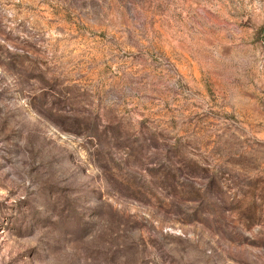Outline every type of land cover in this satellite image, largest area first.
<instances>
[{
  "label": "rangeland",
  "instance_id": "obj_1",
  "mask_svg": "<svg viewBox=\"0 0 264 264\" xmlns=\"http://www.w3.org/2000/svg\"><path fill=\"white\" fill-rule=\"evenodd\" d=\"M0 264H264V0H0Z\"/></svg>",
  "mask_w": 264,
  "mask_h": 264
}]
</instances>
